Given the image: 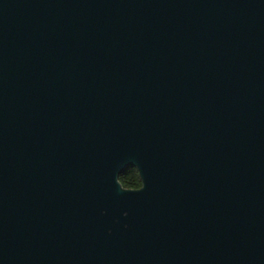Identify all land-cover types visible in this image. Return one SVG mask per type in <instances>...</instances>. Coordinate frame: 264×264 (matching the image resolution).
Instances as JSON below:
<instances>
[{
    "label": "water",
    "instance_id": "95a60500",
    "mask_svg": "<svg viewBox=\"0 0 264 264\" xmlns=\"http://www.w3.org/2000/svg\"><path fill=\"white\" fill-rule=\"evenodd\" d=\"M0 264H264V0H0Z\"/></svg>",
    "mask_w": 264,
    "mask_h": 264
},
{
    "label": "trees",
    "instance_id": "16d2710c",
    "mask_svg": "<svg viewBox=\"0 0 264 264\" xmlns=\"http://www.w3.org/2000/svg\"><path fill=\"white\" fill-rule=\"evenodd\" d=\"M120 180L125 187L139 188L142 186V179L136 167L130 166L120 174Z\"/></svg>",
    "mask_w": 264,
    "mask_h": 264
}]
</instances>
